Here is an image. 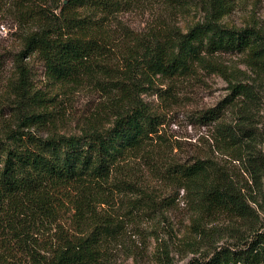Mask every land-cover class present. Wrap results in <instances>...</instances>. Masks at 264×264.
<instances>
[{"label":"trees","instance_id":"obj_1","mask_svg":"<svg viewBox=\"0 0 264 264\" xmlns=\"http://www.w3.org/2000/svg\"><path fill=\"white\" fill-rule=\"evenodd\" d=\"M60 1H22L19 12L34 29L23 36L18 59L36 53L51 77L79 83L104 72L112 18L144 0ZM232 3L205 0L206 19L186 31L172 28L161 35L156 30L152 42L136 38L126 70L117 83L112 81L117 86L110 92L118 90L120 102L129 105L116 112L111 125L89 126L79 134L26 133L0 147V264H106L111 246L126 231L123 210L139 208L141 197L131 195L147 194L135 179L134 164L150 158L160 164L155 166L160 180L200 194L208 214L248 217L240 190L205 159L166 161L161 167L164 119L140 100H129L131 90L124 88L139 80L151 86L156 76H192L218 51L248 50L264 62L262 30L222 22ZM216 110L202 116L215 120ZM252 234L243 244L221 245L189 264H264V231Z\"/></svg>","mask_w":264,"mask_h":264},{"label":"rangeland","instance_id":"obj_2","mask_svg":"<svg viewBox=\"0 0 264 264\" xmlns=\"http://www.w3.org/2000/svg\"><path fill=\"white\" fill-rule=\"evenodd\" d=\"M22 1L0 0V147L26 133L79 134L89 126L111 125L116 112L129 105L120 102L118 90L110 92L126 70L136 38L152 42L156 30L186 31L207 15L205 0H144L109 23L113 37L104 72L69 83L51 77L36 53L18 59L23 36L34 29L19 12ZM222 22L264 32V0H233ZM152 81L151 86L126 82L124 88L131 90L129 100H140L164 119L161 167L166 161L205 159L237 186L250 214H208L200 194L159 179L158 160H141L132 172L147 194L131 195L141 197L140 209L123 210L126 231L111 246L106 264H189L264 231V62L248 50L218 51L192 76ZM235 83L242 87L234 89ZM207 109H217L215 120L202 116Z\"/></svg>","mask_w":264,"mask_h":264}]
</instances>
